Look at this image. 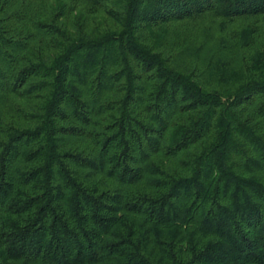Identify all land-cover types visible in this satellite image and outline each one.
<instances>
[{
	"label": "trees",
	"instance_id": "trees-1",
	"mask_svg": "<svg viewBox=\"0 0 264 264\" xmlns=\"http://www.w3.org/2000/svg\"><path fill=\"white\" fill-rule=\"evenodd\" d=\"M69 2L107 15L70 25ZM31 6L0 0V264H264V47L245 68L162 47L171 23L264 0Z\"/></svg>",
	"mask_w": 264,
	"mask_h": 264
},
{
	"label": "rangeland",
	"instance_id": "rangeland-1",
	"mask_svg": "<svg viewBox=\"0 0 264 264\" xmlns=\"http://www.w3.org/2000/svg\"><path fill=\"white\" fill-rule=\"evenodd\" d=\"M56 0H32V9L40 13H49ZM71 8H67L65 19L70 25L75 24L77 12L84 11L88 26L103 18L106 13L99 11L89 15L84 5L69 2ZM249 25L256 29L252 34L249 44L242 41V33ZM162 47L172 53L174 59L185 66H196L201 68L208 58L223 57L229 59L238 68H245L251 63L254 52L264 47V18L261 16H243L226 18L212 11L168 25ZM153 40V39H152ZM22 97L13 94L10 98L11 108L1 111L2 116L10 118L15 115L21 119V115L15 110L18 101ZM92 123L89 127H94ZM83 144L89 148L96 147V136L89 133L83 138ZM161 156H156V159ZM168 165L180 167L178 157L162 156ZM264 178V169L256 171ZM107 181H111L107 178Z\"/></svg>",
	"mask_w": 264,
	"mask_h": 264
}]
</instances>
